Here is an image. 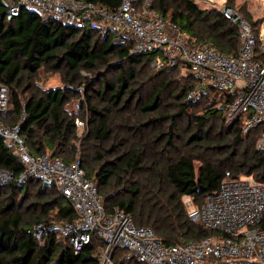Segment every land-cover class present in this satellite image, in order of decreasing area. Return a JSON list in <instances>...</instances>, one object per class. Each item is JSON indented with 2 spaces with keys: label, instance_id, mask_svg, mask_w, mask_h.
<instances>
[{
  "label": "trees",
  "instance_id": "16d2710c",
  "mask_svg": "<svg viewBox=\"0 0 264 264\" xmlns=\"http://www.w3.org/2000/svg\"><path fill=\"white\" fill-rule=\"evenodd\" d=\"M82 1L110 10L121 4ZM227 6L252 25L256 59L264 65L259 22L235 7L234 0ZM152 8L197 43L238 55L239 31L219 10H201L194 0H154ZM131 51L132 44L116 45L99 30L66 26L27 10L7 21L0 0V85L9 90V106L0 117L7 126H20L33 156L50 155L69 164L79 152L106 211L119 208L164 244L213 236L189 220L184 198L201 204L226 173L231 179L252 176L264 186V152L256 148L262 129L243 136L240 123L226 124L217 100H187L193 77L176 79L172 74L182 73L178 68L153 69L152 55ZM41 70L58 74L62 86L41 88ZM81 100L80 114L67 107ZM76 119L86 122L83 137ZM194 163L200 164L198 177ZM23 171L14 149L0 137V173L13 177L0 185V264H99L105 243L98 235L75 254L67 238L47 231L50 224L77 215L56 186L43 187L34 177L21 185ZM259 227L264 229V218ZM126 255L115 251L114 263L140 264Z\"/></svg>",
  "mask_w": 264,
  "mask_h": 264
},
{
  "label": "built area",
  "instance_id": "2783aa9c",
  "mask_svg": "<svg viewBox=\"0 0 264 264\" xmlns=\"http://www.w3.org/2000/svg\"><path fill=\"white\" fill-rule=\"evenodd\" d=\"M153 2L121 0L117 9L110 10L82 0H1L7 21L27 10L66 26L99 30L103 36H112L116 45L132 44L131 53L153 56V69L178 68L196 81L188 101L217 100L226 124L240 123L243 136L261 128L256 148L264 152V65L256 59L257 37L252 25L236 8L225 5L217 9L239 31V53L228 56L208 43H197L154 10ZM260 42L264 50V40L260 38ZM8 106L9 90L0 85V114ZM75 125L78 131L85 127L81 119H76ZM0 137L24 166L18 178L21 185L34 177L43 187L56 186L71 202L77 217L46 229L67 238L75 254L96 234L105 243L99 264H115L117 250L126 251L127 259L140 264H264V229L259 227L264 218V186L252 176L231 179L226 173L201 204L196 205L191 198L185 200L189 220L216 234L166 245L152 229L137 226L119 208L106 211L78 155L69 164L50 155L33 156L20 135V126H7L1 117ZM12 180L9 173H0V185ZM37 232L42 236L44 227L38 226Z\"/></svg>",
  "mask_w": 264,
  "mask_h": 264
},
{
  "label": "rangeland",
  "instance_id": "374dc122",
  "mask_svg": "<svg viewBox=\"0 0 264 264\" xmlns=\"http://www.w3.org/2000/svg\"><path fill=\"white\" fill-rule=\"evenodd\" d=\"M194 1L197 3L198 7L201 10L220 9L228 4V0H194ZM234 5L237 8H244L245 12L251 15L254 22L255 21L259 22L260 25L259 29L261 28L260 38L264 40V0H234ZM147 70L152 72L150 68H148ZM154 73L156 72L154 71ZM182 74L183 73L177 72V73H173L172 75L174 78L178 79L182 77ZM37 84L43 89H50V88H56L62 86L60 81V76L58 74L49 73L46 72L45 70H41L39 75L37 76ZM151 84H155L154 81L149 83V88ZM81 102L82 100L79 102L71 103L67 107L71 112L80 114L79 105ZM83 122L85 127L83 130L77 132L79 137L85 136L86 133V122L85 120H83ZM77 154L79 155V152ZM193 165H194L193 172L194 173L196 172V175L198 177V169L200 167V164L194 163ZM184 199L189 200L190 198L185 197Z\"/></svg>",
  "mask_w": 264,
  "mask_h": 264
},
{
  "label": "crops",
  "instance_id": "0c3cea01",
  "mask_svg": "<svg viewBox=\"0 0 264 264\" xmlns=\"http://www.w3.org/2000/svg\"><path fill=\"white\" fill-rule=\"evenodd\" d=\"M51 89V88H50Z\"/></svg>",
  "mask_w": 264,
  "mask_h": 264
}]
</instances>
